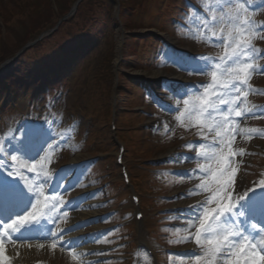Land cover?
<instances>
[{
    "label": "snow or ice",
    "instance_id": "6c2138e0",
    "mask_svg": "<svg viewBox=\"0 0 264 264\" xmlns=\"http://www.w3.org/2000/svg\"><path fill=\"white\" fill-rule=\"evenodd\" d=\"M260 6L264 7V0H261ZM257 10L252 0H217L215 5H209L207 8V13L211 15L204 16L203 26L205 31L211 32L212 37H217L216 26L227 25V31L222 27L219 38L213 40L214 44L223 48V54L219 57H188L191 66L187 68H183V57L173 60V63L184 71L211 74V83L198 86L204 89L202 96L197 98L198 104H194L189 110L190 101L183 100L188 119L192 120L194 116L199 127L214 133L211 145L200 143L195 157L207 162L198 164V174L205 179L211 175L212 180L209 183L202 182L192 190L209 192L210 195L180 213L188 221V229H195L194 236L190 233L184 239L194 240L199 251L191 249L172 254L193 258L195 264H264V180H260L254 187L240 190L243 180L241 178L237 183L235 179L238 169L233 167V160L237 153L233 152L231 143L235 139L239 124L235 117L264 116V105L253 106L251 109L242 107L246 105L247 96L258 91L249 85L250 79L255 74H264V65L259 64V61L264 59V50L256 48L252 43L264 33V24H257L252 20V15ZM156 102L160 104L159 101ZM240 131L257 132L256 129ZM23 136L27 142L25 158L28 160H35L44 150V144L51 139L50 131L45 129L44 124L24 127ZM204 139L207 140V136H204ZM62 143L64 141L55 147H60ZM187 147L195 148L197 145L193 143ZM238 154L244 155L243 152ZM11 158L13 161L17 159L16 156ZM212 161H215V168L212 167ZM36 167L33 163L28 171H34ZM13 174V171L9 170L5 176L0 171V225L3 229L0 232V264L10 262V257L4 254L6 240L14 244L31 240H52L53 248L59 243L61 248L70 251L79 247L84 238L64 240L61 235L73 229L53 231L47 227L48 223L55 225L56 220L50 214L63 202L53 196L50 197L51 204H48L49 198H45L44 207L47 211L38 216L40 198L44 193L26 191L19 183L8 179ZM195 174L197 173L190 170L179 175ZM56 177H59V170ZM213 184L216 185L215 188L211 187ZM233 185H236L235 189ZM50 189L60 191L62 183H55L53 179ZM233 190L236 192L235 196L232 195ZM34 199L35 204L32 203ZM67 204L73 205V202L69 201ZM29 207L33 211L29 212ZM12 216L16 219L7 223ZM93 242H99V237L94 238ZM39 247L43 248L44 245L40 244ZM71 254L73 260L78 258L75 252Z\"/></svg>",
    "mask_w": 264,
    "mask_h": 264
},
{
    "label": "rangeland",
    "instance_id": "374dc122",
    "mask_svg": "<svg viewBox=\"0 0 264 264\" xmlns=\"http://www.w3.org/2000/svg\"><path fill=\"white\" fill-rule=\"evenodd\" d=\"M68 2L69 0H57L58 6H61L62 8L66 7L69 4ZM52 8H53V3L51 0H0V20L4 24V27L0 25V53L4 51L8 54H11L13 50L16 51L18 49V47L24 41V37L22 36V33H24L26 29L30 28L29 22L32 23L33 25L34 24L38 25L47 19L55 20L56 19L55 12L53 13ZM25 32H27V30ZM113 32L117 34V30L116 32L115 31ZM192 43H193V37L189 38V40L183 39L182 46L193 48L194 45ZM104 46H105V38L103 44L96 47V49L93 50V53L87 54L84 58L85 60L83 59L82 62L80 61L69 72V74L66 75L65 77L66 83L65 84L62 83L61 86L64 87L63 88L64 90L66 91L68 90L67 91L68 93L64 99H58L59 103H61V105H58L57 107L60 109L59 116L61 117L62 120H64V122L68 118V123L71 126V131L75 130V133L78 134V137H76L74 144L77 145V147H84L86 149H89V151L84 153L85 155L82 154L87 158L92 156L98 157L100 152L110 150L114 146V143L111 139L112 132L110 131V128L106 124H99L100 121L97 120L95 116V111L98 109V104L100 100V98L97 97V94L98 93L100 94L101 90L103 91V87L107 88L108 91L110 90L111 93H109L108 95L105 94L107 96L106 102H108L109 104L110 99L113 97V93H115L116 91L113 86L114 80L110 76L104 79L105 85L103 83L97 84L98 82L97 79L99 78V74H100L98 73L97 70L98 69L97 62L102 54V51L100 50L104 49ZM157 68L161 69V71H166L165 73L167 74H171L174 72L173 69H169L168 67H166V65L160 67L150 66L147 69L140 68L139 66L136 65V61L134 58H132V60L128 63V67H126L125 69L127 72L136 75L135 73L138 71L151 72ZM161 79L166 81L168 78L162 77ZM157 83H154V85ZM126 86L127 85H125L124 87ZM6 92H4V94L0 96V104L3 101L5 103V95L9 93L8 92L7 94H5ZM160 93L164 98L165 96H167V94L170 93V91L164 88L163 90H160ZM124 99L125 96H122L119 102H123ZM21 100H22L21 106L16 105L15 102L17 101L15 102L12 101L10 104H8L7 105L8 110L5 111L4 115L7 113V111H12L13 112L12 114L14 115L19 114L21 116V114H24L22 117H26L27 108H25V104L28 101L25 99V97H22ZM53 102L54 100L48 99L45 102V105H47L46 108L49 110L53 109L57 105L56 103ZM43 104L44 102L37 101V103L34 106L35 108L34 113L43 110L44 109L43 106H45ZM17 106H19V108ZM137 107L144 109V113H141L144 116H142L141 118L139 116V120H137L134 123V125L139 123H142V125L144 126L148 124L151 125L152 120L161 119L162 117L160 116H163L164 113L161 109H159L155 105L154 102L141 104L138 105ZM151 109L154 111L153 115L149 114ZM105 111L106 112L108 111V107H105ZM39 117H40L39 115L38 116L34 115L33 119L37 120ZM103 118L105 117L103 116ZM0 120H1V115H0ZM2 124H4V122ZM1 129L2 126L0 123V130ZM160 133L161 132H159V135L157 136L158 138H160L161 136ZM87 138H89V143L87 142ZM163 139L168 140L169 142H175L174 138L172 139L168 136H166ZM157 148H160L159 150L161 152L163 150L164 151L167 150L169 147L166 149V146L163 143L160 144L159 147L158 145H156L151 147L149 150L151 151L152 149H157ZM111 167L116 168V163L114 162V160L113 159L105 160L101 162V165L99 166L100 168L99 171L106 173L105 170ZM119 177H120V173L118 178ZM91 178L94 180H98L101 178V176L97 175L96 177L94 178L91 177ZM175 186L176 185H174L172 188H175ZM177 186H185V183L183 182L177 184ZM79 192L81 194L82 189ZM107 196L108 195H104V197L102 198L104 202L106 201ZM174 205L175 204H172V206L170 207H173ZM168 208L169 206L166 207L164 206L162 210L166 211ZM118 209L122 210L123 207H119ZM121 219H125V218L122 216ZM109 230H110L109 232L115 230V232L112 234L107 233L109 235L107 241L110 242L111 244L117 245L115 247L118 249L113 251L116 252L126 251L128 249V245L127 243H125L126 242L125 239L129 236V233L127 230L123 229V224L120 222L110 224ZM100 253H103L105 255H101ZM115 253L109 255L105 250L99 253H93L92 255L93 256L97 255L100 257V260L102 261H100L99 264H115L109 262L110 260L114 259L112 258V256H114ZM51 255H55L53 259H50L52 260L53 263L59 262V259L61 260H63L64 258L69 259V257L65 256V254L61 253L60 251H57L56 254L53 253ZM42 257L46 258L45 254H43ZM62 262L60 261V263ZM69 262H71V259ZM75 264H90V263L75 261Z\"/></svg>",
    "mask_w": 264,
    "mask_h": 264
},
{
    "label": "bare ground",
    "instance_id": "6f19581e",
    "mask_svg": "<svg viewBox=\"0 0 264 264\" xmlns=\"http://www.w3.org/2000/svg\"><path fill=\"white\" fill-rule=\"evenodd\" d=\"M160 71H153L148 74H144L147 77H156L160 75ZM178 79L183 80L181 75H175ZM183 82H186V80H183ZM87 211L80 212L76 218L72 221L73 227L75 233L71 235V237L66 238L63 236L64 240H73L77 239L78 237H82L85 235L86 231L83 228L77 227L78 223L87 220L90 218L91 215H93L92 211H90V207L86 208ZM61 228L58 227L56 231L60 230ZM44 245L43 248L39 247L40 243H29V244H12L10 246L5 247V255L10 257L9 264H48L45 263L43 260L39 259L37 257L38 254H41L42 252H50L53 250L51 245H46L45 243H42ZM94 248V243L92 240H89L87 244H80L79 247H77L75 250L79 252L80 256L85 254H88V251ZM86 260H92L93 263H96L97 260L92 258L90 255L86 256ZM52 264V263H49Z\"/></svg>",
    "mask_w": 264,
    "mask_h": 264
},
{
    "label": "trees",
    "instance_id": "16d2710c",
    "mask_svg": "<svg viewBox=\"0 0 264 264\" xmlns=\"http://www.w3.org/2000/svg\"><path fill=\"white\" fill-rule=\"evenodd\" d=\"M129 5V4H128Z\"/></svg>",
    "mask_w": 264,
    "mask_h": 264
}]
</instances>
